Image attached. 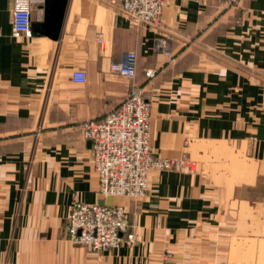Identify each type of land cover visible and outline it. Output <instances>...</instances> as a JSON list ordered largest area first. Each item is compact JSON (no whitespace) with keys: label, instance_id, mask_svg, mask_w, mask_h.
Returning <instances> with one entry per match:
<instances>
[{"label":"crops","instance_id":"crops-1","mask_svg":"<svg viewBox=\"0 0 264 264\" xmlns=\"http://www.w3.org/2000/svg\"><path fill=\"white\" fill-rule=\"evenodd\" d=\"M12 2L0 0V264H264V0H165L158 26L134 25L121 0H69L56 40L44 0L14 39ZM130 51L134 79L111 71ZM134 85L153 156L186 155L193 171L150 173L138 200L103 197L79 125ZM75 199L124 206L134 243L72 245Z\"/></svg>","mask_w":264,"mask_h":264},{"label":"built area","instance_id":"built-area-1","mask_svg":"<svg viewBox=\"0 0 264 264\" xmlns=\"http://www.w3.org/2000/svg\"><path fill=\"white\" fill-rule=\"evenodd\" d=\"M43 0H13L11 35L14 39L31 36L32 8ZM230 7L239 0H215ZM165 0H121V12L134 25L158 26ZM159 48L166 49L160 40ZM117 75L134 79L137 55L126 52L119 64L111 67ZM153 72H147L151 77ZM71 80L85 82V74L74 71ZM151 105L141 87L134 85L126 98L104 117L87 120L79 125L81 138L91 144L92 165L103 197L143 198L148 190L150 173L166 170L193 171L186 155L178 160L154 157L150 146ZM78 196V194H75ZM129 214L122 205L86 204L75 199L68 218V240L89 252H102L132 245L135 235L129 232Z\"/></svg>","mask_w":264,"mask_h":264},{"label":"water","instance_id":"water-1","mask_svg":"<svg viewBox=\"0 0 264 264\" xmlns=\"http://www.w3.org/2000/svg\"><path fill=\"white\" fill-rule=\"evenodd\" d=\"M68 1L69 0H44L46 12V21L44 25L51 28L50 38L53 40H56L60 34Z\"/></svg>","mask_w":264,"mask_h":264}]
</instances>
